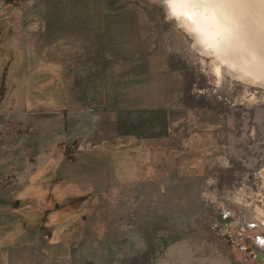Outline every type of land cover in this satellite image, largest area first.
<instances>
[{"label": "rangeland", "instance_id": "obj_1", "mask_svg": "<svg viewBox=\"0 0 264 264\" xmlns=\"http://www.w3.org/2000/svg\"><path fill=\"white\" fill-rule=\"evenodd\" d=\"M4 1L11 5L9 17L24 18L21 29L27 30L30 25L26 23L33 18L41 34L49 32L44 24V0H34L36 8H28L32 0ZM131 2L147 10L144 39L158 42L153 51L170 60L181 83L176 100L170 102L172 110H180L176 119L166 123L164 141L150 145L119 141L102 147L84 131L77 140L69 137V131L62 130L63 114L55 115L58 123L52 125L50 116L45 117L49 126L34 132L37 151L32 142L28 146L29 154H36L30 164L41 158L36 171L40 183L30 189L20 185H27L28 179L9 189L12 178L18 182L27 176L21 173L23 167L14 172L20 175H12L13 169L7 175L0 173V231L8 244L80 242L86 256L99 253L105 257L109 249L111 254L125 256L134 247L133 237L144 233L136 225L142 207V212H150L146 226L151 225L152 233L166 221L168 228L176 225L170 220L180 216L193 232L206 231L219 245L232 246L235 261L264 264V87L233 77L226 60V76L218 84L210 56L172 17L167 0H103L104 7L113 10ZM16 4L20 9H15ZM259 7L264 9L261 0ZM13 25L16 32L17 23ZM69 35L43 36L44 49L56 51L55 46ZM73 41L74 47H80V32ZM75 56L80 60V53ZM161 84L159 105L166 104L167 98ZM82 106L84 112H93V105ZM11 122L6 116L0 118V166L25 164L22 137H4L1 131ZM147 188L152 194H146ZM188 200L197 205L192 216ZM157 208L182 214L169 212L163 222L156 216ZM142 246L139 242L137 248Z\"/></svg>", "mask_w": 264, "mask_h": 264}, {"label": "crops", "instance_id": "obj_2", "mask_svg": "<svg viewBox=\"0 0 264 264\" xmlns=\"http://www.w3.org/2000/svg\"><path fill=\"white\" fill-rule=\"evenodd\" d=\"M30 3L28 8L37 7L36 1ZM43 4L44 24L49 29L44 35L33 18L27 21L30 25L27 30L21 29L24 18L20 22L9 17L11 5L0 0V118L6 116L12 121L1 131L4 137H22L26 154L25 164L0 166L3 175L10 174L12 169V175H18L14 172L21 166V173L27 175L18 177V182L12 178L9 189L14 183L28 179L27 185H20L30 189L40 181L36 171L41 158L30 164L29 159L36 154L30 155L28 146L32 142L37 151L34 132L49 126L46 119L49 116L52 125L58 121L55 115L62 117L63 114L66 122L65 126L62 123V130L67 129L73 140L84 131L91 142L110 147L119 141L162 143L166 123L169 125L170 120L176 119L180 110H172L174 106L170 104L176 100L177 87L181 86L170 60L153 51L157 41L153 44L144 39L147 10L135 2L113 10L104 7L103 0H44ZM15 7L20 9L17 4ZM16 23L15 32L11 27ZM79 32L80 47H74L73 36ZM60 34H71V37L56 45V51L52 47L44 49L43 36ZM76 52L80 53L78 61ZM158 81L167 90L163 105L158 104ZM83 104L93 105V112H84ZM45 167L40 169L43 171ZM158 190L163 192V188ZM146 194H152L150 189L147 188ZM190 201L186 207L192 216L197 205H191ZM138 211L136 225L143 227L144 233L133 237L134 247L125 256L111 254L110 249L105 257L99 253L86 256L80 242L8 244L0 231V264H241L233 259L236 251L232 246L219 245L206 231L193 232L183 225L180 216L170 220L176 225L168 228L164 219L171 210L156 209V216L166 222L153 233L151 225L146 226L150 212H142V207ZM51 213L54 211L47 216ZM181 214L171 212V216ZM139 242L143 246L137 248Z\"/></svg>", "mask_w": 264, "mask_h": 264}, {"label": "bare ground", "instance_id": "obj_3", "mask_svg": "<svg viewBox=\"0 0 264 264\" xmlns=\"http://www.w3.org/2000/svg\"><path fill=\"white\" fill-rule=\"evenodd\" d=\"M167 3L172 17L210 56L218 84L226 76L223 66L226 60L233 68V77L264 87V16H261L264 9L259 7V0L245 3L167 0ZM261 243L264 245L262 237Z\"/></svg>", "mask_w": 264, "mask_h": 264}, {"label": "snow or ice", "instance_id": "obj_4", "mask_svg": "<svg viewBox=\"0 0 264 264\" xmlns=\"http://www.w3.org/2000/svg\"><path fill=\"white\" fill-rule=\"evenodd\" d=\"M171 2V0H170ZM203 2H218V3H224V2H228V3H245V2H249V0H203ZM262 3H264V0H261Z\"/></svg>", "mask_w": 264, "mask_h": 264}, {"label": "trees", "instance_id": "obj_5", "mask_svg": "<svg viewBox=\"0 0 264 264\" xmlns=\"http://www.w3.org/2000/svg\"><path fill=\"white\" fill-rule=\"evenodd\" d=\"M66 152H67V153H68V152H70V153H71V151H66Z\"/></svg>", "mask_w": 264, "mask_h": 264}, {"label": "built area", "instance_id": "obj_6", "mask_svg": "<svg viewBox=\"0 0 264 264\" xmlns=\"http://www.w3.org/2000/svg\"><path fill=\"white\" fill-rule=\"evenodd\" d=\"M80 147H83V145H81ZM1 182V181H0Z\"/></svg>", "mask_w": 264, "mask_h": 264}, {"label": "water", "instance_id": "obj_7", "mask_svg": "<svg viewBox=\"0 0 264 264\" xmlns=\"http://www.w3.org/2000/svg\"><path fill=\"white\" fill-rule=\"evenodd\" d=\"M260 256H261V254H260Z\"/></svg>", "mask_w": 264, "mask_h": 264}]
</instances>
